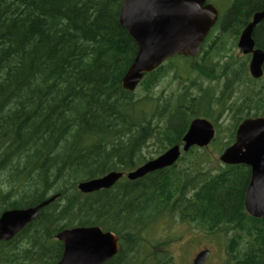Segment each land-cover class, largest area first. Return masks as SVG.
<instances>
[{
	"label": "trees",
	"instance_id": "obj_1",
	"mask_svg": "<svg viewBox=\"0 0 264 264\" xmlns=\"http://www.w3.org/2000/svg\"><path fill=\"white\" fill-rule=\"evenodd\" d=\"M122 2L0 0V215L57 195L14 238L0 241V264H57L63 246L56 234L93 226L118 237L117 254L104 264H175L156 244L144 248V233L164 218L224 233L225 264H264V219L244 210L250 169L213 166L206 148L140 179L78 191L81 181L127 173L181 144L195 118L214 125L211 146L220 155L243 119L264 117V75L253 79L248 57L233 58L225 46L229 38L236 47L264 0H234L197 56L172 57L133 92L122 87L137 54L119 24ZM253 39L264 51V21Z\"/></svg>",
	"mask_w": 264,
	"mask_h": 264
},
{
	"label": "water",
	"instance_id": "obj_2",
	"mask_svg": "<svg viewBox=\"0 0 264 264\" xmlns=\"http://www.w3.org/2000/svg\"><path fill=\"white\" fill-rule=\"evenodd\" d=\"M218 20V11L207 0H123L119 24L137 45V54L122 79V87L133 92L145 74L151 73L174 56L194 58ZM264 21V9L253 14L242 30L237 47L251 55L248 70L255 79L263 77L264 51L255 47L253 32ZM215 136L213 124L204 118L191 121L181 144L164 151L136 169L109 172L101 177L81 181L77 189L90 194L113 187L121 178L129 181L171 167L182 153L191 148H206ZM223 165H244L250 169V182L244 198L249 217L264 219V117L246 118L235 132L234 142L219 156ZM57 195L37 206L6 210L0 215V241L7 242L33 222L39 211L54 202ZM55 239L63 246L57 264H104L119 250L118 237L100 227L63 229ZM207 250L199 252L192 264H204Z\"/></svg>",
	"mask_w": 264,
	"mask_h": 264
},
{
	"label": "rangeland",
	"instance_id": "obj_3",
	"mask_svg": "<svg viewBox=\"0 0 264 264\" xmlns=\"http://www.w3.org/2000/svg\"><path fill=\"white\" fill-rule=\"evenodd\" d=\"M209 3L216 5L218 10L222 11L221 13H225L227 9H225L227 3H230L231 0H208ZM224 3V4H223ZM225 46L229 50L228 53L233 55H240L239 57H243L242 52L237 47H232V40L227 38L225 40ZM222 56H224L223 52H220ZM238 58V57H237ZM224 59H227L225 56ZM167 79H165L158 86L157 91L162 90L166 85ZM228 114L220 119V124L222 129L225 128L229 123ZM225 133L219 135L220 140L225 141ZM153 146H148L143 150L144 155L148 158L149 156H153ZM206 149L212 153L214 156L213 166H216L220 163L219 154H217L214 150V147L211 146V143ZM145 240L148 243V247H144L145 249L149 248V243L156 244L157 252H166L173 257L175 264H192L193 259L196 255L204 250L209 252L208 258L204 264H225L226 263V255L224 242L226 240V236L222 232H218L213 235L205 234L202 231L195 229L192 225L188 223H181L176 219L164 218L156 223H154L150 229H148L144 233Z\"/></svg>",
	"mask_w": 264,
	"mask_h": 264
},
{
	"label": "flooded vegetation",
	"instance_id": "obj_4",
	"mask_svg": "<svg viewBox=\"0 0 264 264\" xmlns=\"http://www.w3.org/2000/svg\"><path fill=\"white\" fill-rule=\"evenodd\" d=\"M232 2H234V0H231L230 1V3H227V5H226V7H225V9H228V7L230 6V4L232 3ZM207 3H209V1L207 0ZM224 4V3H223ZM215 6V8L217 9V11H218V18L219 17H221V12L222 11H220V10H218V7L216 6V5H214ZM258 12V11H257ZM256 13V12H255ZM253 37V36H252ZM238 39H239V37H238ZM254 40V39H253ZM237 42H238V40H237ZM236 45H237V43H236ZM240 56V55H239ZM238 55H236L235 57H233V58H236V57H239ZM242 57V56H241ZM243 57H248V65H249V61H250V58H251V55H243ZM263 75H264V70H263ZM251 118V117H250ZM253 118V117H252ZM235 139V138H234Z\"/></svg>",
	"mask_w": 264,
	"mask_h": 264
}]
</instances>
